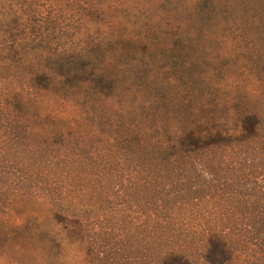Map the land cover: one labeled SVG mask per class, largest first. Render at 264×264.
Here are the masks:
<instances>
[{"label": "rangeland", "instance_id": "obj_1", "mask_svg": "<svg viewBox=\"0 0 264 264\" xmlns=\"http://www.w3.org/2000/svg\"><path fill=\"white\" fill-rule=\"evenodd\" d=\"M0 1L67 50L0 77V264H264V0Z\"/></svg>", "mask_w": 264, "mask_h": 264}, {"label": "trees", "instance_id": "obj_2", "mask_svg": "<svg viewBox=\"0 0 264 264\" xmlns=\"http://www.w3.org/2000/svg\"><path fill=\"white\" fill-rule=\"evenodd\" d=\"M20 4V7L23 6V3ZM17 3H13L11 0V5L8 9H11V6H15ZM2 1H0V77L8 74L10 76H31L36 80V82L41 81H49L50 80V68L46 66V64H42L41 61L45 59L54 58L56 56H61L66 53V48L62 45L60 47H53L45 49L40 45V40L42 38V34L37 32H27L26 29L32 27L27 21H29L28 17H23L20 15H15L12 18H8L2 14ZM22 10V9H21ZM11 13V12H10ZM12 13L14 11L12 10ZM34 13V12H33ZM35 17V16H34ZM33 17V18H34ZM39 19H34L32 22H38ZM35 28V27H34ZM36 32V30H35ZM56 38V42H53L52 45L59 44V36L53 35ZM36 46L27 47V43H31L36 41ZM73 49H70L68 53L72 52ZM73 53V52H72ZM66 55V54H65ZM36 60V61H35ZM27 65L26 67H24ZM21 67H24V71H19ZM26 70V73H24ZM28 72V73H27ZM3 81L5 78H2ZM9 98V95H5L0 98V107H2L4 101ZM240 128L237 132L234 130L230 131L225 128L222 124H220V128H222L223 135H219V145L223 146H231L232 142H237L238 145L245 148V150L252 149L256 146H260L263 148L264 146V121L261 122L260 119L257 118V115H249L239 119ZM216 127V126H214ZM217 128V127H216ZM209 131L204 132H211ZM194 136V135H193ZM200 137L193 138L188 145H186V151L194 152L201 149H206L210 147V145L214 143H218L216 140H211L210 142H204V146H201ZM205 140L207 138H204ZM196 140V141H195ZM203 147V148H202ZM188 152V151H187ZM252 156L257 157V155L250 153ZM258 157H262L258 155ZM2 164V162H0ZM4 167L12 168L13 165L5 164ZM256 181H254L255 183ZM62 216L60 218L69 221L70 223L74 218V211L70 208H63L61 210ZM226 233L222 230H219V237L224 241L221 242V245L224 249L226 244ZM223 255H225L226 259L231 260L230 256L223 251ZM161 259V258H160ZM160 263L165 264L166 260L161 259ZM159 263V264H160ZM174 264H183L182 260L179 258H174L172 260Z\"/></svg>", "mask_w": 264, "mask_h": 264}]
</instances>
